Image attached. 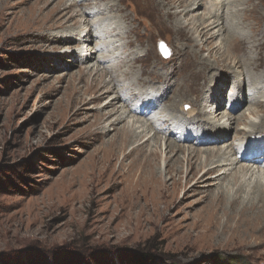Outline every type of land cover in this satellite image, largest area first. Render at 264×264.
I'll list each match as a JSON object with an SVG mask.
<instances>
[{"label": "rangeland", "instance_id": "obj_1", "mask_svg": "<svg viewBox=\"0 0 264 264\" xmlns=\"http://www.w3.org/2000/svg\"><path fill=\"white\" fill-rule=\"evenodd\" d=\"M58 1L0 0V264H264V220H241L231 212L228 203L235 196H245L244 192L236 193L237 184H227L233 167L240 162L214 184L217 173L205 175L200 170L187 182L182 175V186L160 187L149 174L131 171L129 163L133 156L124 160L123 154L110 157L109 145L116 138L115 129L136 116L143 122L162 119L163 99L169 98L165 99L168 105L177 92L184 97L178 96L181 103L189 100L197 106L199 101L201 104L210 99L217 89L218 103H208L203 111L220 123L226 118L215 110L236 115L248 113L247 107L258 113L250 114L246 121H264V107L252 103L247 97V86L241 84L245 70L233 66L235 54L238 59L258 56L261 64L254 74L263 78L254 77V81L264 85V6L258 5L249 13L250 19L244 20L252 26L249 34L254 40L243 44V48L241 43L228 48L218 35L212 39L219 51L227 50L230 57L222 69L214 68L204 74L198 69L208 52L191 45L201 44L204 38L197 32L192 33L191 39L175 33L170 25L176 17L169 19L164 15L160 0H98L112 1L117 5L114 9L127 13L125 23L136 30L129 32L133 45L128 48L140 53L134 69L156 87L150 91L147 84L143 86L144 91L148 90L138 100L149 96L158 103L157 108L151 109H144L140 101L129 103L140 112L136 116L129 114L113 128L101 119V114L112 108L105 106L110 95H115L114 90L109 91L113 89L109 74L103 75L105 86L95 94L89 91L85 79L78 78L80 71L101 72L103 66H110L113 61L86 58L80 50L82 40L74 34L65 36L67 32L84 29L85 18L76 11L91 8L92 0H63L67 5L64 11L56 8ZM173 1L177 4L181 0ZM219 1L201 0L202 4L190 12L210 19ZM257 2L250 0L245 7ZM182 8L179 6L178 10ZM97 15L102 14L91 12L88 18L95 21ZM183 17L178 13L177 18L188 23L189 16ZM97 25H92V41L87 43L88 51L94 55L102 49H113L106 47L105 51L100 44L109 38ZM161 43L167 56L160 50ZM208 62L213 63L214 57L208 58ZM211 76L213 80L207 81ZM204 80L209 85L200 100L203 90L196 86ZM181 82L184 91L178 87L174 94L172 86ZM237 90L242 96H238ZM114 105L123 110L120 102ZM182 109L188 112L191 107L185 104ZM117 114L113 111L109 119ZM244 122L236 124L242 131L251 128ZM189 129L186 141L173 137H179L181 128L170 130V137L183 145L195 142L192 147L201 152L206 145L225 149L230 142L235 147L243 142V134L234 138L232 128L215 143L195 146V138L204 131L197 127ZM166 132L158 135L166 137ZM257 140L260 137L256 136L252 143ZM149 147L153 149L154 143ZM129 150L130 146L125 152ZM160 155L162 173L156 176L170 184V175L164 173L163 150ZM204 155L202 152L201 158ZM259 164L264 165V155ZM220 187L225 188L228 199L223 203L213 197ZM237 206L236 209L240 207Z\"/></svg>", "mask_w": 264, "mask_h": 264}, {"label": "bare ground", "instance_id": "obj_2", "mask_svg": "<svg viewBox=\"0 0 264 264\" xmlns=\"http://www.w3.org/2000/svg\"><path fill=\"white\" fill-rule=\"evenodd\" d=\"M160 2H162L161 5L164 7V15L166 17H169V19L171 17H176L174 23L170 25L171 29L175 33H177L179 36L191 39L192 33L197 32L200 38H204L201 44H198L196 42H192L191 44L193 47H197L199 51L206 49L208 52L206 56L207 60L206 58L201 59V66L198 69V71L204 72V74L211 69L218 67L220 68L224 62H228V59L230 57V53L226 49V51L220 52L219 45H215V43L212 42V39L216 35H218L221 37V43H223L224 45H228V48L229 46L231 47L234 43H241L242 45L240 46V48H243V44H247L251 39L254 40V36H251V34H249V32L252 31V26L246 25L244 23V20L250 19L249 13L254 11L255 8L258 7V5L264 6L263 0H258L257 4L247 7H245V5L250 2V0H221L217 3L218 7H215V10H212V12L210 13V19L207 18L205 20L204 14L201 13L202 15L198 16L190 12L191 10H195L202 4L201 0H191L190 2L185 1L184 3L181 0L179 3L177 2V4L173 0H167V2L164 3L162 0H160ZM180 3L183 4L180 5ZM91 5L93 6L91 8L89 7V9L82 8V11H76V14L85 18V21L83 20V24L85 25L84 29L79 31L73 30L67 32V35L65 33V36H71V34H74L78 39L82 40L83 47H81L82 49L80 50L82 51L81 53L85 54L86 58L93 57L95 58L96 62H104L109 60L113 61L112 65L103 66L101 68V72L80 71L78 78L85 79V82L90 88L89 91L95 94L98 92V90L105 86V83L102 80L103 75L109 74V82L112 81L113 83V89H110L109 91L114 90L115 95H110L111 100L108 101L105 106H111L112 108L107 112L102 113L101 119H103L104 122H109V125L113 126L114 128L115 123L124 120L125 117L129 114L131 116H134L136 113L140 112L138 108H134L133 106L130 107L129 103H133L134 105L136 101H140L144 109H151L152 107L157 108L158 103H156L155 99L150 98L149 96H146L145 99L138 100V98H141L142 94L146 93V90H148V88L151 89L150 91H154L156 87L152 85L153 82H151L152 84L147 83L146 79L148 78H144L142 75L143 73L141 74L139 71H136L134 69V62L139 60L140 53H137L136 50H130V48H128V45H133L132 40L129 39V32H135L136 30L131 26V24L127 25L125 23L127 13L119 8L114 9L115 7H117V5L112 1L101 2L98 0H92L89 6ZM66 6L67 5L63 3V0H59L56 3V8L62 11L67 8ZM179 6L183 8L178 10ZM205 9L206 7H204V10ZM91 12H94L95 15L97 13H100L102 15H97L96 20L94 19L95 21H93L88 18V13L90 14ZM178 13H181L184 17L186 15L189 16V18L187 19V21L189 22L186 23L183 22L181 18H177ZM63 15H66V13L63 12ZM195 19L196 21L192 23L191 21ZM94 23H97V29H100L99 31L105 37L109 38L108 40H102L100 44L105 47V51L106 47H112V50H107L106 52H104L102 49V51L99 52L98 55H94L93 53H91V51H88L90 50V44L88 45L87 43L92 41V34L90 32L91 27ZM189 24L192 25L191 28H188ZM76 25V23L72 24V26ZM97 34L101 37L99 33ZM84 50L86 51V53L83 52ZM114 50L118 51L117 54ZM109 57L110 59H108ZM210 57H214L213 63L208 62V58ZM235 60L236 61H234L233 66H238L242 70H245V74L242 73V78L240 77V80L241 84L243 83L248 88L247 97L250 99V101H252V103L256 104L257 107H264V85L260 84L257 81H254V77H257L258 80L263 78L261 75L256 76V74H254L261 64L258 62L259 57L244 56V59H242L241 57L240 59H238L235 54ZM230 63H232V61ZM117 72L120 73L122 79H120L121 77H118ZM222 78L225 77L222 76ZM208 80L212 81L213 77L211 76L207 78V81ZM207 81L204 80L203 84H197L198 86H196L197 90H203L200 96V100L203 99L202 97L204 96L207 84L209 83ZM239 82L240 81H237V83ZM146 84L148 88L144 91L142 87ZM118 85H120L121 87L119 88ZM183 85V82L174 84V86H172L174 94L176 93V91H179L177 90L178 87L181 88ZM186 85L188 86L187 83ZM232 89H234V87ZM123 90H129V92L126 93L127 95H123L121 93ZM157 90L160 92L159 88H157ZM216 90L217 89L213 90L214 93H212L210 99H205L204 102L201 101V104L199 101L197 106L193 105V103L189 100L181 103V100L184 97L179 92H177L175 95L173 94L174 98L168 105H165V99L167 98H164L163 105L165 107H163V110H161L164 113L162 119L160 118L158 120H154L153 118H149L148 122L147 120L143 122L142 120H140V116H136V114V117L131 122L127 121L126 123L115 129L116 132L114 134V137L116 136V138L114 140L112 139L109 142V145H111L112 147L110 151V157L117 158L120 154H123L122 158L124 160L129 156H133L129 163L132 168L131 171L134 172L138 170L139 174H149L152 177V180L160 187H168L169 185L182 186V183L180 181L182 175L185 176L187 182L200 170H204L205 175L208 173H217V175L212 180V184H214V182H219L222 177L226 176L227 172L232 169L234 165L240 162L238 166L233 167L235 169L233 171V174L231 175L232 178L228 181L227 184L232 183L235 186L237 184L238 187L236 186V193L238 194L241 191L245 193V196H243L244 194L241 195V197L235 196L228 201L229 207L232 210L231 212H233L237 218L244 221L264 220V165L259 164V159L262 157V155H264V121H255L251 118L248 121L245 120V118H248L250 114L255 115L256 113H258L257 110H254V108L251 109V107H247L248 113L247 111H243L237 113L236 115L235 113L232 114L230 112L221 114L220 112H218V110H215V113L217 115L220 114V116L226 118L224 120V123H220V121L218 122V120L216 121L214 120V118L207 116L206 112H204L203 109L207 106L208 103L211 104L212 102L218 101L217 99L219 94ZM238 91L240 93V90H237V94ZM184 93L182 92V94ZM192 95L193 94H191V96ZM230 95L231 94H229L230 107L232 106L233 108V105L231 104L232 98ZM178 96H181L182 98H178ZM238 96H242V92L241 95L238 94ZM133 98H135L136 100L133 101ZM194 99H196V97ZM168 100L169 98L167 99V101ZM116 102H120L123 110L116 108V106L114 105ZM185 104H189L191 107L188 112H184V109H182ZM113 111L117 112L118 114L117 116L109 119V116ZM242 120L245 121V125L248 124V126L250 125L251 128L243 131L238 128L236 124H239ZM161 125H167L166 129L164 127L160 128ZM171 126L174 129L181 128L179 137L173 136L175 140L178 141H186L189 139V128H202L204 133L195 138L197 144L195 146L212 144L213 142L215 143L220 138H222L223 135L226 136L229 130L232 128L235 129V132L233 134L234 138H237L240 134H243V142H241L240 145L238 144V147H235L236 145H234L233 142H230L225 149H223L222 146L208 147V145H206V147L202 151L205 155L203 156V158H201V149L192 147L195 142H192L193 144L190 145H183L176 143L174 139H171L172 136L170 137L171 133H169L170 130L173 131V128ZM163 130L169 133L166 137L158 135V132H163ZM256 136L260 137V140H257L258 142L253 144L252 140ZM151 142L154 143L153 149L149 147ZM128 146H130V150L128 152H125ZM162 150L165 153L163 158L164 173L170 175V184H168L166 180H162L161 178L156 176L158 175V173H162L159 170V160L161 157L160 152ZM167 153H169V155H167ZM179 154H182L183 157ZM252 164H255V166H253ZM246 189L247 191H245ZM213 197L219 203H223L224 201L228 200L226 198V190L223 187H220L217 190L216 194L213 195ZM237 205L240 206L238 209H236Z\"/></svg>", "mask_w": 264, "mask_h": 264}, {"label": "snow or ice", "instance_id": "obj_3", "mask_svg": "<svg viewBox=\"0 0 264 264\" xmlns=\"http://www.w3.org/2000/svg\"><path fill=\"white\" fill-rule=\"evenodd\" d=\"M161 48H162V52L165 56L168 55V52L166 51L165 47L163 45H161ZM187 108V106H185Z\"/></svg>", "mask_w": 264, "mask_h": 264}, {"label": "water", "instance_id": "obj_4", "mask_svg": "<svg viewBox=\"0 0 264 264\" xmlns=\"http://www.w3.org/2000/svg\"><path fill=\"white\" fill-rule=\"evenodd\" d=\"M161 45H163L164 47H165V45L163 43L160 44V50L162 51ZM165 49H166V47H165ZM166 51H167V49H166Z\"/></svg>", "mask_w": 264, "mask_h": 264}]
</instances>
